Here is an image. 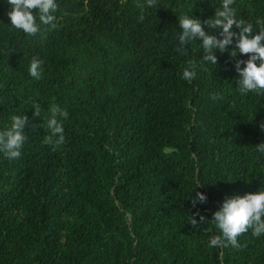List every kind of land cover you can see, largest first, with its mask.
Returning a JSON list of instances; mask_svg holds the SVG:
<instances>
[{
	"label": "trees",
	"instance_id": "obj_1",
	"mask_svg": "<svg viewBox=\"0 0 264 264\" xmlns=\"http://www.w3.org/2000/svg\"><path fill=\"white\" fill-rule=\"evenodd\" d=\"M138 2L57 0L56 27L28 36L0 0V131L12 115L30 122L20 158L0 153V264H264V235L251 230L239 248L209 247L223 200L264 189V97L236 83L248 56L229 55L237 37L214 50L215 65L199 40L175 51L179 16L203 22L221 0H158L143 22ZM232 7L259 31L264 0ZM33 57L41 79L29 75ZM190 60L200 67L189 83ZM34 101L44 120L53 105L69 113L56 150ZM197 191L207 199L193 207ZM196 213L209 221L193 229Z\"/></svg>",
	"mask_w": 264,
	"mask_h": 264
},
{
	"label": "clouds",
	"instance_id": "obj_2",
	"mask_svg": "<svg viewBox=\"0 0 264 264\" xmlns=\"http://www.w3.org/2000/svg\"><path fill=\"white\" fill-rule=\"evenodd\" d=\"M11 10L7 13L10 19V25L13 30L22 31L28 36H34L40 31L41 25H50L56 27V16L54 15L59 4L57 0H7ZM234 0H221V5L215 8L214 14L201 22L198 18L191 17L187 13H182L179 18L178 46L175 51L181 55L187 53L191 42L199 40L203 49V61L215 65L217 57L214 50L219 49L224 52L233 44L235 48L229 50V55L235 57L237 49L240 54L248 56L247 60H236L235 70L239 74L238 91L241 94L249 92L256 93L264 97V20L257 19L256 25L259 31L255 32L252 23L243 18L238 19L236 9L232 7ZM136 7L140 10L138 21L145 19L144 11L146 8L157 9L158 0H143V3H137ZM202 25H208L211 30L219 29L217 36L206 33ZM239 29V32H233V26ZM42 61L33 57L28 67L29 75L34 79L42 78ZM241 64L244 66L241 67ZM197 65L189 61L187 67L182 71L181 79L186 82H192L197 77ZM220 93H213L210 99L213 101L221 99ZM33 117H41L42 127L48 135L44 137V144L52 145L53 150L65 143L64 128L62 120L69 116L67 110H62L58 105L50 108V115L47 120L41 116V104L33 102ZM30 125L29 117L26 115H12L10 127L0 131V153L8 159H18L21 156V149L28 139L25 132V126ZM37 125L32 124L35 130ZM261 130H264V123L260 124ZM255 151L264 156V142L256 144ZM202 184H197L196 187ZM192 206L205 203L204 193L197 191L195 197L189 196ZM199 220L190 216V225L193 229L199 228L200 224H205L207 220L203 215L196 213ZM219 234L214 235L209 241V247L220 248L232 246L239 248L238 237L251 230L253 237L264 235V189L254 192H246L243 195L226 197L218 210L211 218Z\"/></svg>",
	"mask_w": 264,
	"mask_h": 264
}]
</instances>
